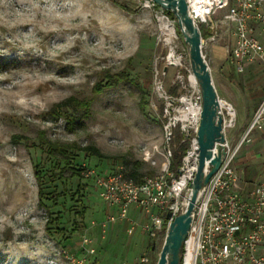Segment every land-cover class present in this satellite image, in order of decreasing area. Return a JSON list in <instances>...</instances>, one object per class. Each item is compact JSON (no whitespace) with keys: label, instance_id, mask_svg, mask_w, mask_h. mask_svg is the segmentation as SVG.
Masks as SVG:
<instances>
[{"label":"rangeland","instance_id":"obj_1","mask_svg":"<svg viewBox=\"0 0 264 264\" xmlns=\"http://www.w3.org/2000/svg\"><path fill=\"white\" fill-rule=\"evenodd\" d=\"M178 23L154 0H0V264H135L143 256L144 264H157L167 229L151 237L144 216L121 219L104 234L107 207L88 170L160 173L165 95L175 97L174 108L201 100L190 78L188 37ZM219 40L223 48L206 39L202 50L217 93L237 109L229 137L238 138L264 94V71L252 63L236 71L226 59L230 34ZM117 74L128 78L94 92ZM70 96L92 99L89 114L76 113L73 124L49 113ZM42 136L67 148L80 175H72L65 160L55 165L40 146ZM263 142L255 133L240 149L234 165L244 178L264 177L263 154L245 157L250 149L263 152ZM90 145L102 156L83 149ZM56 156L65 158L60 151ZM36 168L45 190L58 195L56 203L41 199ZM153 212L163 223L167 211Z\"/></svg>","mask_w":264,"mask_h":264},{"label":"built area","instance_id":"obj_2","mask_svg":"<svg viewBox=\"0 0 264 264\" xmlns=\"http://www.w3.org/2000/svg\"><path fill=\"white\" fill-rule=\"evenodd\" d=\"M187 2L201 33L202 30L208 32L205 40H217L224 32L230 34L231 42L226 45L227 59L236 71L244 72L250 63L257 64L264 71V0H210L199 7L200 16H196L197 11L189 0ZM219 10L225 12L218 18ZM165 97L169 102L164 110L165 150L162 153L165 162L159 174L136 182L122 167L105 174L88 170L106 206L110 210L118 207L117 215L109 211L107 219L102 222L104 234L110 231V225L117 217L128 218L129 207L135 204L150 214L143 228L156 238L164 224L167 229L170 219L162 223L153 210L171 211L174 215L179 208L180 197L188 190L197 167L196 130L202 103L199 100L195 105L186 106V109L174 108L175 97ZM218 97L223 118L225 141L222 145L225 154L196 204L182 264H264V177L245 179L234 165L240 149L254 141L255 133L264 136V94L238 138L229 137V130L237 122V109L232 102L222 99L219 94ZM177 130L181 143L187 147L178 172L173 173L171 164ZM152 151L148 149L145 152L149 158L154 154ZM82 242L88 243L90 239L84 237ZM147 261L148 258L143 256L135 264Z\"/></svg>","mask_w":264,"mask_h":264},{"label":"water","instance_id":"obj_3","mask_svg":"<svg viewBox=\"0 0 264 264\" xmlns=\"http://www.w3.org/2000/svg\"><path fill=\"white\" fill-rule=\"evenodd\" d=\"M168 7L177 17L180 28L184 27L191 40L185 38L189 47V57L196 81L201 93V111L196 130L198 141L197 167L189 182L187 195L177 212H167L170 219L165 241L161 248L157 264H182L185 241L195 216L196 204L205 190L210 178L222 163L225 149L223 118L220 112V101L211 69L203 54L205 38L191 16L187 0H154ZM181 172V170H179ZM155 245H153L154 249Z\"/></svg>","mask_w":264,"mask_h":264},{"label":"trees","instance_id":"obj_4","mask_svg":"<svg viewBox=\"0 0 264 264\" xmlns=\"http://www.w3.org/2000/svg\"><path fill=\"white\" fill-rule=\"evenodd\" d=\"M169 14L175 18V15L173 12H169ZM202 36L206 38L208 36L207 31L202 30ZM128 75L122 74V75H115L112 78H108L105 82H98L94 86V92L95 93H100L102 92L106 87H111L117 85L119 82L123 81L124 79H127ZM92 105V99H87V98H79L75 96H70L66 98L65 100H62L60 102L55 103L52 108L50 109L49 113L53 114L56 118L63 115L68 119V122L70 124H73L77 120L76 113H81L83 115H88L91 109ZM174 141H177L179 143L178 148L174 151V156H173V163L171 164V168L175 171L178 172V169L182 163V156L186 150L187 145L185 143H181V135L179 132H176V136ZM40 146L41 148L48 153L49 155L53 156L55 159V165L59 166L60 163L65 160L67 165H70L72 167V175H80L81 171L79 169L74 168L71 166V159L70 156L68 155L67 148L65 146H61V144H58L56 142H51L49 140H46L43 136L42 139L40 140ZM85 150L91 151L93 155L96 156H102V153L98 148L95 146H86L83 148ZM60 151L64 157H57L56 152ZM36 176L39 182V194L41 199L43 198H51L54 199V203H56V198L58 197L57 194H53L51 192H47L45 190L44 182H43V173L39 170V168H36ZM130 177L133 178L136 182H141L144 178V175L138 172V170L134 169L130 173ZM81 192V186L77 188V193ZM79 197L77 198L78 200H82V195H78ZM85 211V207H81V213ZM78 212V211H77ZM154 243H150L148 246V250L151 251L153 249Z\"/></svg>","mask_w":264,"mask_h":264},{"label":"crops","instance_id":"obj_5","mask_svg":"<svg viewBox=\"0 0 264 264\" xmlns=\"http://www.w3.org/2000/svg\"><path fill=\"white\" fill-rule=\"evenodd\" d=\"M219 39H217V40H209L208 39V41L212 42L214 49L219 48V47L223 48L222 45L219 44L220 43V40ZM227 62H228V59H227ZM228 64H229V62H228ZM252 64H254V63H252ZM261 136H263V135H261ZM263 144H264V142H263ZM260 154H264V149H263V152H261V153L258 152V154H257V152H255V150L252 151L250 149L248 152H246L245 157L248 160H252V159H255L257 156H259ZM257 178H260V177H257ZM257 178L254 177V179H257ZM245 179H247V178H245ZM248 180H253V179H248ZM109 211H112L113 213H115L117 215L118 214V207L115 206L111 210L107 207V214L109 213ZM166 215H165V218H164V223H165V220L167 219L166 218ZM144 216H148L150 218V214H148L144 210L140 209L137 205L132 204L129 207L128 218L127 219H130V220H133V221H137V220L141 219ZM159 218H160V220H163V219H161V217H159ZM119 221H121V219L119 217H117V219L110 225L109 234H112L114 232L115 228H116V226H115V228L113 230V228H112L113 224H115V223H117ZM163 226L165 227V224ZM117 229H118V226H117ZM117 234H118V232H117Z\"/></svg>","mask_w":264,"mask_h":264},{"label":"bare ground","instance_id":"obj_6","mask_svg":"<svg viewBox=\"0 0 264 264\" xmlns=\"http://www.w3.org/2000/svg\"><path fill=\"white\" fill-rule=\"evenodd\" d=\"M207 1H210V0H189L191 6L194 7L195 10L197 11V15H196V16H200L201 11L199 10V7H200L201 5H203V3L207 2ZM194 16H195V15H194ZM178 24H179V23H178ZM181 30L187 35L188 39L191 40V38H190V34L188 33V31H186L184 27H182ZM190 78H191V80H192L193 82H196V79H195L194 75H191ZM193 113H194V114L196 113V109H195V108L193 109Z\"/></svg>","mask_w":264,"mask_h":264}]
</instances>
